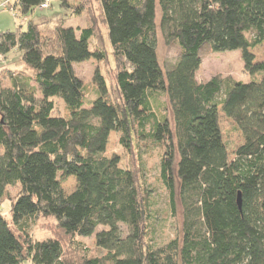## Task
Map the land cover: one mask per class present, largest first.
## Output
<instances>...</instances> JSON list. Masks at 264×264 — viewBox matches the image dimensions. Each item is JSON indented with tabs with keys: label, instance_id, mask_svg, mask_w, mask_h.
<instances>
[{
	"label": "trees",
	"instance_id": "trees-1",
	"mask_svg": "<svg viewBox=\"0 0 264 264\" xmlns=\"http://www.w3.org/2000/svg\"><path fill=\"white\" fill-rule=\"evenodd\" d=\"M44 1L0 0V9L6 4L27 17ZM98 1L114 55L125 63L117 72L121 103L108 96L99 73L97 97L85 99L74 64L105 57L91 47L92 27L78 33L58 25L53 42L31 19L26 29L0 33V58L19 50L34 71L6 64L0 76V264H264V59L252 52L264 43V0ZM158 29L180 47L166 69ZM205 45L240 50L256 76L199 81ZM160 92L173 123L154 110ZM54 98L65 102L68 116L55 113ZM220 112L244 138L233 158ZM135 124L164 147L170 205L175 211L179 200L183 208L181 236L161 246L149 236V188L119 155H105L112 132L131 148ZM71 176L77 186L67 193L63 181ZM7 201L9 215L2 212ZM41 219L54 220V234L38 239L31 229ZM94 234L101 255L90 254L85 241Z\"/></svg>",
	"mask_w": 264,
	"mask_h": 264
},
{
	"label": "rangeland",
	"instance_id": "rangeland-1",
	"mask_svg": "<svg viewBox=\"0 0 264 264\" xmlns=\"http://www.w3.org/2000/svg\"><path fill=\"white\" fill-rule=\"evenodd\" d=\"M10 2H13V0H10ZM66 2L62 5L59 0H50L48 7L43 9L35 8L27 17L20 14L17 7H15L17 8L16 10L12 9V6L10 8L8 6L9 9L7 7L0 9V26H2L0 31L15 30L21 25L22 29H26L27 21L31 19L39 23L41 32L48 38L51 37V42H53L55 41L54 28L58 25L75 27L78 29V33L82 28L92 27L95 35L90 40L91 47L93 50L103 52L105 57L103 59L90 58L74 64L76 73L84 84L85 99L87 103H90L91 100L97 97L99 84L96 75L99 73L107 83L108 96L114 102L121 103L122 100L117 87V72L121 67L125 66V63L114 55L108 36V29L101 14L100 2L98 0H66ZM159 16L160 13L158 12V19ZM252 52L256 61L263 60L264 43L253 48ZM179 54L180 47L178 44L175 41L167 43L158 29V55L163 68L170 67ZM20 55L21 52L19 50H13L5 56L7 57L6 59L0 61V76H4L6 64H8V67L25 69L27 74L33 76L34 71L23 64L20 60ZM201 55L202 64L196 73L199 81H207L214 76H220L226 81L248 82L256 76V74H249L245 69L240 50L212 51L209 45H205L201 50ZM38 95H40L39 92ZM54 102L56 114L69 115V110L63 100L54 98ZM154 107L158 116H167L173 123V112L166 93L160 92L156 96ZM220 126L223 139L229 147L230 158H233L237 147L244 142L242 132L237 128L236 123L223 112H220ZM134 128H136L135 131L138 134H133L134 143L129 150L125 149L120 142V133L112 132L105 155L107 157H111L114 154L119 155L122 166L136 171L140 178L139 186L144 185L149 188L152 214L149 236L155 245L161 246L173 238L181 236L183 208L179 200H177L175 211L170 205L168 189L161 176V159L164 147L157 142L144 138L140 133L141 128L137 124H135ZM148 130L149 126L144 132L146 133ZM76 186L77 182L73 176L63 181V187L67 193H71ZM19 189V185L9 187V197H15ZM9 209L10 203L7 201L2 207V212L9 215ZM53 224L54 220L50 219L47 222L41 219L35 223L31 232L38 239L50 237L54 234L53 230H51L54 227ZM105 227L99 226L98 230ZM85 241L91 247L90 254L101 255L105 253L104 250L97 249L95 234L91 238L86 237Z\"/></svg>",
	"mask_w": 264,
	"mask_h": 264
},
{
	"label": "built area",
	"instance_id": "built-area-1",
	"mask_svg": "<svg viewBox=\"0 0 264 264\" xmlns=\"http://www.w3.org/2000/svg\"><path fill=\"white\" fill-rule=\"evenodd\" d=\"M49 2L50 0H45L42 4H41V8H46L49 6ZM3 7L5 8L6 7V4H3Z\"/></svg>",
	"mask_w": 264,
	"mask_h": 264
},
{
	"label": "water",
	"instance_id": "water-1",
	"mask_svg": "<svg viewBox=\"0 0 264 264\" xmlns=\"http://www.w3.org/2000/svg\"><path fill=\"white\" fill-rule=\"evenodd\" d=\"M238 204L241 207V204H242V194H241V192H239V195H238Z\"/></svg>",
	"mask_w": 264,
	"mask_h": 264
},
{
	"label": "crops",
	"instance_id": "crops-1",
	"mask_svg": "<svg viewBox=\"0 0 264 264\" xmlns=\"http://www.w3.org/2000/svg\"><path fill=\"white\" fill-rule=\"evenodd\" d=\"M1 27H2V26H0V28H1ZM2 30H3V29H2ZM1 32H4V31H0V33H1ZM0 61H2V58H0Z\"/></svg>",
	"mask_w": 264,
	"mask_h": 264
}]
</instances>
